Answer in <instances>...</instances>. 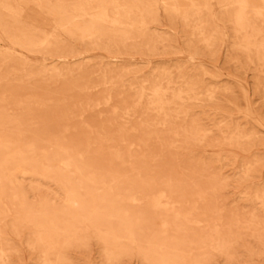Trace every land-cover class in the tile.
<instances>
[{
	"label": "rangeland",
	"instance_id": "rangeland-1",
	"mask_svg": "<svg viewBox=\"0 0 264 264\" xmlns=\"http://www.w3.org/2000/svg\"><path fill=\"white\" fill-rule=\"evenodd\" d=\"M0 264H264V0H0Z\"/></svg>",
	"mask_w": 264,
	"mask_h": 264
},
{
	"label": "bare ground",
	"instance_id": "bare-ground-1",
	"mask_svg": "<svg viewBox=\"0 0 264 264\" xmlns=\"http://www.w3.org/2000/svg\"><path fill=\"white\" fill-rule=\"evenodd\" d=\"M163 1V4H166V0H162ZM258 1V0H257ZM260 2V1H259ZM248 4H249V1H248ZM243 6V5H242ZM261 6V5H260ZM258 7V6H257ZM241 8V7H240ZM245 9V8H244ZM243 10H241V12H242ZM183 16V15H182ZM241 17V16H240ZM61 21H63V20H61ZM82 26V25H81ZM73 31V30H72ZM74 32V31H73ZM86 32V31H85ZM77 38V37H76ZM47 41V40H46ZM45 45V44H44ZM43 45V46H44ZM14 153V152H13ZM46 153V152H45ZM71 161V160H70ZM2 190V189H1ZM100 198V197H99ZM20 201H21V199H19ZM71 202V201H70ZM21 206V205H20ZM166 208V207H165ZM167 209V208H166ZM164 211H166V210H164ZM29 212V211H28ZM49 236H50V234H49ZM51 237V236H50ZM114 239V238H113ZM131 240V239H130ZM39 242H42V238L40 237L39 238ZM114 242H115V240H114ZM117 242V241H116ZM132 242V241H131ZM112 244H114V243H112ZM134 244V243H133ZM162 257V256H161ZM163 259V258H162Z\"/></svg>",
	"mask_w": 264,
	"mask_h": 264
}]
</instances>
